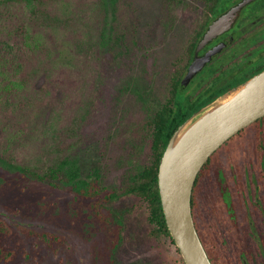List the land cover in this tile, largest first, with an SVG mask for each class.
Instances as JSON below:
<instances>
[{
  "label": "rangeland",
  "instance_id": "rangeland-1",
  "mask_svg": "<svg viewBox=\"0 0 264 264\" xmlns=\"http://www.w3.org/2000/svg\"><path fill=\"white\" fill-rule=\"evenodd\" d=\"M207 4L119 0L116 38L106 47L98 44L103 19L98 0H45L40 12L56 16L53 22L30 15L18 2L1 5L0 46L5 41L19 46L23 23L42 43L15 55L27 79L23 88H0L13 105L0 110V153L33 169L68 156L83 176L98 167L106 187L121 188L128 170L151 161L148 120L167 99L176 61ZM12 64L4 72H13ZM72 196L66 187L53 188L0 162V211L9 202L18 209L12 219L36 228L45 222L64 233L56 251L36 237L24 239V250L9 264L105 263L108 238L100 232L81 235L72 226L78 210ZM109 206L113 221L122 223L115 264H184L168 238L149 234L147 209L138 197L123 194Z\"/></svg>",
  "mask_w": 264,
  "mask_h": 264
},
{
  "label": "flooded vegetation",
  "instance_id": "flooded-vegetation-1",
  "mask_svg": "<svg viewBox=\"0 0 264 264\" xmlns=\"http://www.w3.org/2000/svg\"><path fill=\"white\" fill-rule=\"evenodd\" d=\"M207 1L203 19H209L189 64L209 23L242 0ZM216 45L220 50L182 82L190 98L218 96L264 69V0L242 6L231 26L198 53ZM191 212L211 264H264V115L225 140L201 166Z\"/></svg>",
  "mask_w": 264,
  "mask_h": 264
},
{
  "label": "trees",
  "instance_id": "trees-1",
  "mask_svg": "<svg viewBox=\"0 0 264 264\" xmlns=\"http://www.w3.org/2000/svg\"><path fill=\"white\" fill-rule=\"evenodd\" d=\"M13 1L20 3L22 9L32 16L49 22L58 21L56 16L53 17L48 13L40 12L41 9L39 8L45 0H0V6ZM118 1L98 0L99 8L103 13L98 35V44L102 47L108 46L116 38L114 34L116 33L115 21L117 20L116 8ZM217 1L212 0L213 5ZM208 19L202 18L201 23L197 25L201 27L200 30H195L192 33L187 50L182 55V60L178 59L176 61L175 69L171 73L167 99L148 120V124L151 126V161L146 165L136 164L133 169L128 170L121 188L109 189L106 187L102 182L98 167H94L83 176L80 173L79 166L75 165L68 156L58 157L52 165L43 169H33L31 166L15 163L0 153V162L5 167L30 175L39 181L47 182L53 188H68L70 193L73 194L71 201L78 206L75 217L70 221L72 226H76V230L79 232L84 231L87 236L100 232L105 233L108 238V251L106 250L105 263L103 264H115V250L119 243L122 223L118 219L113 221L111 216H114V212L109 204L123 194L134 195L144 203L147 209V221L151 225L149 230L151 236L166 237L175 245L166 225L161 206L157 178L158 166L168 139L176 127L192 112L216 97L190 98L185 93L182 85L184 73L192 59L194 44ZM19 32L22 38L19 46L14 47L8 41L2 42L0 46V88L11 91L22 89L27 80L23 76L25 73L22 69V60L18 56L16 58L15 55L20 51H34L42 43L39 35L24 23L20 26ZM10 57H13L10 60L13 63V72L6 73L4 67L10 62ZM11 105L12 101L7 97L4 98L0 93V110L1 107L7 109ZM8 203L6 202L3 205L6 209L5 213L0 211V264H9V260L14 254H17V251L24 250V239L31 240V238L36 237L46 242L53 250H57L64 240V233H60L58 226L44 222L43 226L40 225V228H36L14 220L9 215L13 211L18 212V209L13 204L8 207ZM83 233L81 232V235ZM176 248L179 252L177 246ZM181 259L184 262L182 256Z\"/></svg>",
  "mask_w": 264,
  "mask_h": 264
},
{
  "label": "water",
  "instance_id": "water-1",
  "mask_svg": "<svg viewBox=\"0 0 264 264\" xmlns=\"http://www.w3.org/2000/svg\"><path fill=\"white\" fill-rule=\"evenodd\" d=\"M249 1H240L209 23L195 46L194 60L183 81L220 50L221 45H216L203 55L198 53L231 26ZM263 115L264 69L192 112L169 137L158 166V188L166 225L185 264H211L191 212V192L198 171L225 140Z\"/></svg>",
  "mask_w": 264,
  "mask_h": 264
}]
</instances>
